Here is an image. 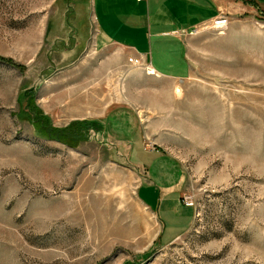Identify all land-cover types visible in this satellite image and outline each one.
I'll use <instances>...</instances> for the list:
<instances>
[{"label":"rangeland","instance_id":"1","mask_svg":"<svg viewBox=\"0 0 264 264\" xmlns=\"http://www.w3.org/2000/svg\"><path fill=\"white\" fill-rule=\"evenodd\" d=\"M61 3L0 0V264H264V16L166 77L75 53ZM143 155L178 173L162 215Z\"/></svg>","mask_w":264,"mask_h":264},{"label":"crops","instance_id":"2","mask_svg":"<svg viewBox=\"0 0 264 264\" xmlns=\"http://www.w3.org/2000/svg\"><path fill=\"white\" fill-rule=\"evenodd\" d=\"M61 1L67 9L63 29L68 31L69 39L76 41L75 53L83 48L85 50L86 44L93 38L97 50L113 54L117 52L120 62H126L129 58H142L156 75L166 77L184 74V43L189 33L205 29L219 15L227 16L229 21L251 14L264 16V0ZM113 67L114 61H111L103 70L114 72ZM117 113L113 107L105 119L112 136L114 120L121 119ZM143 157L150 169V189L153 194L158 193L162 215L169 208L165 206L164 200L170 192L177 190L174 183L178 180V173L160 156ZM157 190H160V194Z\"/></svg>","mask_w":264,"mask_h":264},{"label":"built area","instance_id":"3","mask_svg":"<svg viewBox=\"0 0 264 264\" xmlns=\"http://www.w3.org/2000/svg\"><path fill=\"white\" fill-rule=\"evenodd\" d=\"M141 0H137V2H140ZM212 29L217 33V34H222L228 27L229 24V19L225 15H219L216 19H214L212 22ZM128 63L139 69H145L146 72L151 75V76H156V73L154 69L148 65L147 63L144 62L142 58H129Z\"/></svg>","mask_w":264,"mask_h":264},{"label":"trees","instance_id":"4","mask_svg":"<svg viewBox=\"0 0 264 264\" xmlns=\"http://www.w3.org/2000/svg\"><path fill=\"white\" fill-rule=\"evenodd\" d=\"M59 133V132H58Z\"/></svg>","mask_w":264,"mask_h":264}]
</instances>
